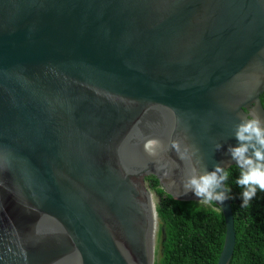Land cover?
Instances as JSON below:
<instances>
[{"label": "water", "instance_id": "obj_1", "mask_svg": "<svg viewBox=\"0 0 264 264\" xmlns=\"http://www.w3.org/2000/svg\"><path fill=\"white\" fill-rule=\"evenodd\" d=\"M263 91L264 0H0V264H154L145 176L199 200Z\"/></svg>", "mask_w": 264, "mask_h": 264}, {"label": "trees", "instance_id": "obj_2", "mask_svg": "<svg viewBox=\"0 0 264 264\" xmlns=\"http://www.w3.org/2000/svg\"><path fill=\"white\" fill-rule=\"evenodd\" d=\"M260 99L264 107V91ZM226 168L236 234L229 264H264V192L258 190L250 205L242 208V189L235 183L240 170L235 165ZM145 180L158 195L159 251L154 264H215L225 235L224 217L216 203L206 206L175 198L153 174Z\"/></svg>", "mask_w": 264, "mask_h": 264}, {"label": "clouds", "instance_id": "obj_3", "mask_svg": "<svg viewBox=\"0 0 264 264\" xmlns=\"http://www.w3.org/2000/svg\"><path fill=\"white\" fill-rule=\"evenodd\" d=\"M234 137L236 146L229 145L227 151L235 166L240 170L235 183L242 189L241 207H248L257 195V191L264 192V121L253 111L251 118L247 115L240 117V122L235 126ZM178 148V145L174 144ZM221 144L216 149L220 150ZM228 168L216 164L212 171L204 167L201 173L194 167L192 174L185 182L183 194L192 192L204 204L222 205L230 199L231 189L226 181L229 178Z\"/></svg>", "mask_w": 264, "mask_h": 264}, {"label": "rangeland", "instance_id": "obj_4", "mask_svg": "<svg viewBox=\"0 0 264 264\" xmlns=\"http://www.w3.org/2000/svg\"><path fill=\"white\" fill-rule=\"evenodd\" d=\"M145 185L151 191V195H152V197H153V199L155 200V203H156L157 200H158L157 193L147 184V181L146 180H145ZM150 199H151V197H150ZM151 201H152V199H151ZM200 203H202V202H200ZM202 204H204V203H202ZM204 205L209 206L210 204H204ZM158 224H157V230L159 229ZM158 251H159V235L157 234V238H156V241H155V247H154V258L157 257ZM62 263L63 264H79V262L77 261V258H75L73 256H69L68 258H66L65 260H63Z\"/></svg>", "mask_w": 264, "mask_h": 264}, {"label": "bare ground", "instance_id": "obj_5", "mask_svg": "<svg viewBox=\"0 0 264 264\" xmlns=\"http://www.w3.org/2000/svg\"><path fill=\"white\" fill-rule=\"evenodd\" d=\"M150 197H151V199H152V201H151V208H152V210H153V212H154V215H155V217H156L157 224H158V217H157V213H156V210H155V202H154V199H153L152 195H150Z\"/></svg>", "mask_w": 264, "mask_h": 264}]
</instances>
